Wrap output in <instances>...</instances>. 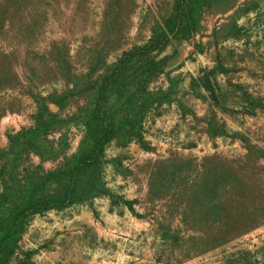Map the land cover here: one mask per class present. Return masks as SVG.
<instances>
[{
  "label": "rangeland",
  "instance_id": "rangeland-1",
  "mask_svg": "<svg viewBox=\"0 0 264 264\" xmlns=\"http://www.w3.org/2000/svg\"><path fill=\"white\" fill-rule=\"evenodd\" d=\"M0 264H264V0H0Z\"/></svg>",
  "mask_w": 264,
  "mask_h": 264
}]
</instances>
